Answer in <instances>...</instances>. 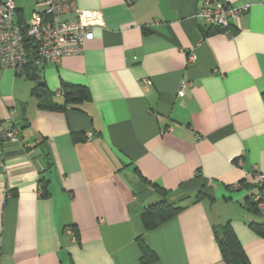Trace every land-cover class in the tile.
Segmentation results:
<instances>
[{
	"label": "crops",
	"instance_id": "obj_1",
	"mask_svg": "<svg viewBox=\"0 0 264 264\" xmlns=\"http://www.w3.org/2000/svg\"><path fill=\"white\" fill-rule=\"evenodd\" d=\"M212 1L248 10L208 31L202 0H76L96 19L81 53L34 74L0 66V125L18 134L0 139V264H143L138 237L149 264H225L214 235L225 223L264 264L249 225L264 223L253 176L264 173V0ZM15 2L27 20L31 1ZM63 83L90 101L41 106L63 103ZM154 184L183 208L144 230L142 210L163 199Z\"/></svg>",
	"mask_w": 264,
	"mask_h": 264
},
{
	"label": "built area",
	"instance_id": "obj_2",
	"mask_svg": "<svg viewBox=\"0 0 264 264\" xmlns=\"http://www.w3.org/2000/svg\"><path fill=\"white\" fill-rule=\"evenodd\" d=\"M32 10L25 24L15 20V0H0V66L20 72L28 62L25 38L33 41V64L41 67L46 62L56 63L65 55L81 53L85 42L93 39L96 19L92 12L80 10L76 0H30ZM248 10L247 5L230 7L220 1L202 0L197 16L208 27L229 30L231 22ZM149 80L142 79L146 83ZM186 82L182 81L178 94L183 95ZM0 139L17 141L16 129L0 125ZM258 185L264 183V173L253 172ZM257 195L255 201L262 205ZM72 233V229L68 228Z\"/></svg>",
	"mask_w": 264,
	"mask_h": 264
},
{
	"label": "trees",
	"instance_id": "obj_3",
	"mask_svg": "<svg viewBox=\"0 0 264 264\" xmlns=\"http://www.w3.org/2000/svg\"><path fill=\"white\" fill-rule=\"evenodd\" d=\"M18 22L21 25L25 24V20L22 17L19 18ZM212 28L214 27H209L208 31H211ZM215 29H217V27H215ZM208 31L203 32V35H206ZM25 44L29 53V60L25 64L24 69L28 65H34L32 58L34 52L33 49L35 48L33 41L29 38H25ZM33 67L35 70L33 69V72H31L30 74H34L39 68L36 65H34ZM61 92L63 94L64 99L62 104L55 103L53 100H48V102H42L41 106H44L49 109L65 110L67 107H69L70 109L80 110V106L84 102L90 101L91 99L89 90L85 85L63 83ZM35 93L41 97H49L50 95V91L47 89L45 84H38L35 88ZM75 138H78V135H75ZM263 185L264 183L262 185H258L256 183V187L258 188V190H261ZM44 189L45 188L42 187L41 194L43 195L46 193ZM154 191L162 195L163 199L146 206L142 210L140 219L144 230H149L160 225L166 220L174 217L183 208V206L179 204L182 200L175 202L170 201L168 199L170 192L162 186L154 184ZM201 191L202 190L198 191L195 196V200L203 197V193ZM257 204L258 203L256 201L249 202V208L258 211V208H256ZM249 225L250 227H252V229H254L256 233L264 237V223L250 222ZM71 229L73 230V228ZM214 235L218 242L220 254L225 264H250L248 257L246 256L240 242L236 238L229 223H225L224 225H221L220 227L216 228L214 230ZM138 245L141 251V261L143 264H149L156 260L154 252L148 247L142 237H138Z\"/></svg>",
	"mask_w": 264,
	"mask_h": 264
},
{
	"label": "rangeland",
	"instance_id": "obj_4",
	"mask_svg": "<svg viewBox=\"0 0 264 264\" xmlns=\"http://www.w3.org/2000/svg\"><path fill=\"white\" fill-rule=\"evenodd\" d=\"M27 3H28V0H27ZM26 10V13L28 12V8L25 9Z\"/></svg>",
	"mask_w": 264,
	"mask_h": 264
}]
</instances>
